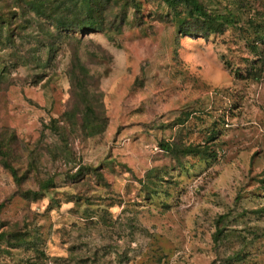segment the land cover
Returning a JSON list of instances; mask_svg holds the SVG:
<instances>
[{"label":"rangeland","instance_id":"374dc122","mask_svg":"<svg viewBox=\"0 0 264 264\" xmlns=\"http://www.w3.org/2000/svg\"><path fill=\"white\" fill-rule=\"evenodd\" d=\"M137 1L140 21L119 34L72 32L41 71L0 49V137L21 178L0 161V232L40 239L37 249L4 244L0 264H264V72L245 77L264 46L251 52L245 17L223 35L185 36L162 0ZM204 1L237 18V0ZM34 42L24 55L43 53ZM76 49L107 125L66 144L51 126L74 105ZM162 143L209 155L178 157ZM48 178L55 185L34 199Z\"/></svg>","mask_w":264,"mask_h":264},{"label":"trees","instance_id":"16d2710c","mask_svg":"<svg viewBox=\"0 0 264 264\" xmlns=\"http://www.w3.org/2000/svg\"><path fill=\"white\" fill-rule=\"evenodd\" d=\"M172 11L171 20L175 22L180 34L198 35L206 39L214 34H224L231 24H235L245 17L247 34L249 38L254 34L253 41L248 40L251 52L257 55L261 46H264V4L254 3L250 0H237L239 13L236 16H224L217 9L206 6L204 0H162ZM254 3V4H253ZM142 4L137 0H0V49H12V54L26 65L33 62L41 71L47 67L55 54L58 41H68L76 38L72 32L104 31L121 33L124 26L136 23L141 19ZM134 8L129 14V10ZM232 14V13H229ZM42 21V22H41ZM38 24V26L36 25ZM38 28V29H37ZM35 40V46H41L43 53L33 52L24 55L22 45ZM245 77L253 81H261L264 72V59L249 61ZM5 68L0 67V80L6 78ZM239 72V70H238ZM71 85V99L74 105L70 107L59 119L54 120L51 126L52 134L67 144L69 137L81 133L86 137L102 134L106 128L105 117L96 108V98L90 92L92 80L90 70L84 65L77 49L72 54L71 66L68 70ZM244 77V76H243ZM64 122L63 126H58ZM6 145L0 137V161L2 166L11 175L21 181L17 169L10 162V146ZM163 149L168 153L182 157L189 154L209 155L202 146H180L177 144L162 143ZM53 153V149L50 148ZM67 151V150H65ZM37 158H31V166L36 167ZM90 168L79 170L72 176L78 180L85 176L84 172ZM97 171H95L96 173ZM151 179L147 190H151L155 172H150ZM55 185L53 178L40 182V190L31 196L34 199L42 197L47 189ZM149 193V191H148ZM27 195V197H31ZM32 199V198H30ZM5 203L0 204V213ZM222 217L221 219H223ZM223 229L218 230V235ZM11 247H34L40 244L37 236L17 230L0 232V249L3 245ZM37 249V248H36ZM229 264H232L229 262Z\"/></svg>","mask_w":264,"mask_h":264}]
</instances>
